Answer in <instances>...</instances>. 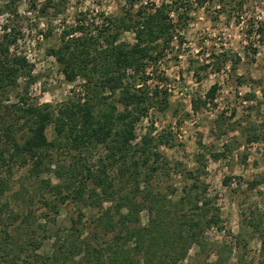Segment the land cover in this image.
I'll return each instance as SVG.
<instances>
[{
  "label": "trees",
  "instance_id": "16d2710c",
  "mask_svg": "<svg viewBox=\"0 0 264 264\" xmlns=\"http://www.w3.org/2000/svg\"><path fill=\"white\" fill-rule=\"evenodd\" d=\"M138 1L129 0L121 17L105 19L94 31L79 15L60 31L58 45L46 54L67 83L80 79L82 96L56 105L31 101L28 89L35 77L33 65L16 49L20 31L1 28L0 264H180L192 247L202 264H252L243 236L233 238L238 252L229 263L232 247L206 235L224 227L215 198L200 179L202 155L198 168L177 162L170 172L178 171L169 173L170 160L159 149L172 146L169 133L153 135L150 127L137 138L136 124L150 110L169 108L168 91L148 86L147 70L166 51L187 10V0H158L132 11ZM65 2L46 0L40 13L51 8L56 16ZM16 4L6 0L0 16L16 17ZM258 30L262 34L264 27ZM123 32H131L134 42L121 41ZM216 89L212 85L203 99H192L191 110L213 102ZM246 141L264 142V133L248 134ZM95 149L101 153L92 162ZM220 156L211 154L215 160ZM14 168L25 169L15 191ZM173 176L180 189L161 185ZM259 184L264 185V172L249 186ZM35 199L44 208L38 214L30 206ZM67 203L96 212L64 227L58 216ZM251 215L248 227L260 242L258 264H264V219ZM46 240H53L51 254L39 252Z\"/></svg>",
  "mask_w": 264,
  "mask_h": 264
},
{
  "label": "rangeland",
  "instance_id": "374dc122",
  "mask_svg": "<svg viewBox=\"0 0 264 264\" xmlns=\"http://www.w3.org/2000/svg\"><path fill=\"white\" fill-rule=\"evenodd\" d=\"M5 1L0 0V5ZM45 1L17 0L16 17L0 16V33L3 25L20 31L16 49L33 65L35 77L28 89L31 101L56 105L68 97H81V81L67 83L46 50L58 45L60 31L73 24L78 15L94 31L105 19L121 17L130 3L129 0H66L62 12L55 16L51 8L40 13ZM226 1V5H221L219 0H187L186 15L176 23L168 48L147 70L151 73L148 86L162 81L169 84V108L163 112L150 110L136 124L135 131L138 139L150 127L154 129L153 135L169 133L172 146L159 148L170 160L169 173L178 171L176 168L170 172L177 162L187 168H198L197 156L202 155L204 168L200 179L208 186V195L215 198L224 227L221 232L207 231V237L232 247L229 258L232 263L238 252L233 238L243 236L248 241L246 260L258 264L260 242L248 223L252 213L264 219V185L250 187L249 184L264 172V142L248 143L246 138L254 132L264 133V31L259 34L258 30L264 27V0ZM140 3L157 4L158 0L134 2L132 11ZM47 31L49 35L45 37ZM120 40L130 44L134 37L131 32H123ZM223 57L229 60L220 63ZM23 83L20 79L19 88ZM212 85L217 87L213 102L193 112L192 99H203ZM46 136L49 140L54 137L52 126L46 129ZM100 153V149L91 152L92 162ZM213 153L222 156L215 160L211 157ZM12 173L15 191L25 169L14 168ZM177 181L178 177L173 176L161 185L180 189L182 184ZM30 206L35 214L44 211L36 199ZM95 212L67 203L61 207L58 221L69 227L72 219L81 214L89 218ZM145 222L142 213L141 223ZM52 242L44 241L39 252L51 254ZM195 252L196 247H192L180 264H202L194 257ZM213 259L214 256L209 257Z\"/></svg>",
  "mask_w": 264,
  "mask_h": 264
},
{
  "label": "built area",
  "instance_id": "2783aa9c",
  "mask_svg": "<svg viewBox=\"0 0 264 264\" xmlns=\"http://www.w3.org/2000/svg\"><path fill=\"white\" fill-rule=\"evenodd\" d=\"M148 75L151 76V73H148ZM156 88H158V89H165L168 92H170L169 84H165L163 82L156 83Z\"/></svg>",
  "mask_w": 264,
  "mask_h": 264
}]
</instances>
